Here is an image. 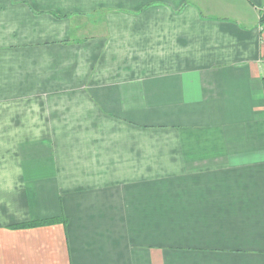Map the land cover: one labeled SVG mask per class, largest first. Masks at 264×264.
Instances as JSON below:
<instances>
[{
    "label": "crops",
    "instance_id": "0c3cea01",
    "mask_svg": "<svg viewBox=\"0 0 264 264\" xmlns=\"http://www.w3.org/2000/svg\"><path fill=\"white\" fill-rule=\"evenodd\" d=\"M262 16L0 0V264H264Z\"/></svg>",
    "mask_w": 264,
    "mask_h": 264
},
{
    "label": "trees",
    "instance_id": "16d2710c",
    "mask_svg": "<svg viewBox=\"0 0 264 264\" xmlns=\"http://www.w3.org/2000/svg\"><path fill=\"white\" fill-rule=\"evenodd\" d=\"M264 16H262V21H263ZM264 80V77H263ZM55 220H49V221H43V222H39V223H34V224H28V225H24L25 227H34V226H38L40 224H49V223H53Z\"/></svg>",
    "mask_w": 264,
    "mask_h": 264
},
{
    "label": "rangeland",
    "instance_id": "374dc122",
    "mask_svg": "<svg viewBox=\"0 0 264 264\" xmlns=\"http://www.w3.org/2000/svg\"><path fill=\"white\" fill-rule=\"evenodd\" d=\"M166 129H170V128H166Z\"/></svg>",
    "mask_w": 264,
    "mask_h": 264
}]
</instances>
